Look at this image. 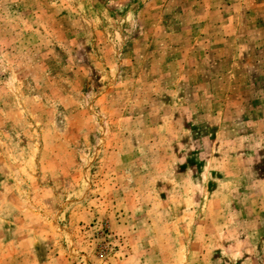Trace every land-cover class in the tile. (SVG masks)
I'll return each instance as SVG.
<instances>
[{"label":"rangeland","instance_id":"rangeland-1","mask_svg":"<svg viewBox=\"0 0 264 264\" xmlns=\"http://www.w3.org/2000/svg\"><path fill=\"white\" fill-rule=\"evenodd\" d=\"M0 264H264V0H0Z\"/></svg>","mask_w":264,"mask_h":264}]
</instances>
